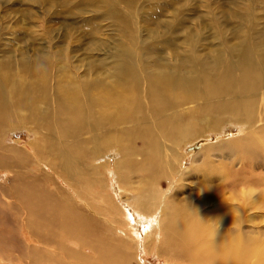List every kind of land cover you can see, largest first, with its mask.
<instances>
[{
    "label": "bare ground",
    "instance_id": "1",
    "mask_svg": "<svg viewBox=\"0 0 264 264\" xmlns=\"http://www.w3.org/2000/svg\"><path fill=\"white\" fill-rule=\"evenodd\" d=\"M46 1L62 5L61 0ZM136 1L119 0L129 16L135 13ZM107 3L67 0L65 6L84 15L85 10L97 12ZM189 8L181 16L173 14L171 24L160 22V27H154L159 11L150 12L151 19L145 21L150 27L143 35L134 28L131 32V19L123 17L120 26L125 33L112 52L103 36L85 37L87 43L81 48L85 57L77 61L71 56L79 50L74 44L65 52L40 40L33 53L18 50L20 57L10 53L14 50L7 43L0 49V152L10 154L0 156V171L13 183L0 186V208L6 205L11 214L22 204V212H28L24 234L18 239L26 242L25 252L31 255L26 264H142L138 241L158 215L153 239H148L149 233L145 237L147 251L188 264H242L246 253L256 251L259 264H264V244L236 241L233 246V237L221 238L222 228L206 225V205L191 204L183 191L189 180L208 179L209 168L219 167L217 146L251 155L257 151L256 136L264 143V22L256 19L250 6L232 14L235 22L224 28L219 27L224 18L213 14L210 26L203 33L195 30L188 41L184 31L174 29H183L192 19L187 16ZM36 23L40 27V21ZM88 23L93 24L91 19ZM209 29L212 34L206 35ZM74 38L67 40L71 43ZM53 43L54 39L49 44ZM40 56L50 60V70L38 65V77L28 76L24 60ZM133 83H139L143 93L132 92ZM28 100L30 108H26ZM227 126H239L244 133L200 147L187 167V153L179 150L184 151L189 142L222 135ZM22 128L34 139L24 145L16 139L3 146ZM112 155L117 156L114 164ZM263 155L260 151L251 160ZM53 170L66 178L77 196L95 198L89 197L84 206L74 196L72 202L73 194L59 186ZM114 176L122 200L135 211L131 219L136 215L138 223L148 224L137 234L111 194L109 179ZM130 189L136 193L127 198ZM220 221L231 225L233 216L226 214ZM6 225L1 217V231L8 229ZM2 237L7 239L4 233ZM101 255L107 262L101 261Z\"/></svg>",
    "mask_w": 264,
    "mask_h": 264
},
{
    "label": "rangeland",
    "instance_id": "2",
    "mask_svg": "<svg viewBox=\"0 0 264 264\" xmlns=\"http://www.w3.org/2000/svg\"><path fill=\"white\" fill-rule=\"evenodd\" d=\"M66 1L67 0H61L62 5L60 6L50 4L46 0H2V2H0V49H4L3 45L7 43L9 44V49L12 51L14 50L10 53H14L15 57H20L18 56V53H16L18 50L26 49L30 53H33L35 48L37 49L38 44L42 41L45 42V46L51 47L54 50L59 49L61 46V48H64L65 52H67V47H72L74 44L73 48L77 49L79 46V50L74 51L71 56L75 57L74 60L77 61L78 58L85 57V52L81 49L83 44L87 43L85 37L100 35L111 43H108L111 47L109 49L110 53L113 51L112 48L116 42L125 33L124 29L120 26V21L123 17L131 19V32L135 29L134 31L136 33L140 32L143 35L144 32L146 33V28L150 27V24L147 22V25L145 21L151 19L149 13L155 10L159 11L158 17H155L156 23L154 27H157L160 22L169 24L173 23V14L176 15L177 12L178 15L181 16L184 10L190 7V11L187 16L192 19L187 20V25L183 29H174L175 32L184 31V39L188 41L190 40V34H192L195 30L203 33L204 31L201 30H204L207 25L210 26L209 18L213 14H215L217 17L221 16L220 18L222 19L224 18L223 22L219 25V27L224 28L223 25L228 24L231 26L235 22L236 17L233 19L231 17L232 14L235 16L241 14L244 9H246V6L247 8L250 6L253 7L257 12L256 19L260 23L264 22V0H137L136 3L133 4L135 13L130 16L127 14V11L124 10L125 6H123L119 0H105L106 2L108 1V3L103 6L101 10L97 12L96 10L95 12L91 10H85L84 15L72 9V6L70 5L65 6ZM70 12H72L73 15H68ZM200 17H202V19ZM34 18L37 20L32 22ZM90 19L93 24L88 23L90 22ZM38 20L40 21V27L35 26ZM98 21L100 23L97 27L96 23ZM41 24H43V26H41ZM17 29H20L21 31L14 34ZM36 31L37 33H35ZM205 32H207L206 35L212 34L210 29ZM228 32H230L229 29H226V33ZM74 36L75 38L71 39V43H69L67 38L69 39ZM52 39H54V43L50 45L49 43H51ZM78 54L80 55L78 56ZM38 65L45 66L49 71L51 62L49 59L40 56L34 60L25 59L22 67L27 71L28 76L38 77ZM131 88H133L132 92L136 93L137 95L140 91L142 92V86L139 83H133ZM12 90V88L8 89L9 97H11ZM27 90L32 91V88H27ZM28 103L30 104V100H28ZM30 107L31 104L26 108ZM23 129L26 128H22L20 129L21 131L14 133L16 135H12L10 140L5 141L3 146L11 145L14 143L13 140L16 139L21 140L22 145L26 144L30 140H33L34 136ZM243 133L244 131L239 126H227L224 129L222 135H213L209 139H201L196 142H189L185 145V149H183L184 151H182V149L179 151L181 154L185 152L187 153L188 160L186 161V166L188 167L190 166L193 156L200 152V147L205 148L210 144L215 142L217 143L218 141L223 142L234 139ZM255 140L257 141V151L253 152L251 155L241 151L237 153H229L223 149V146H217L221 151H219V154L221 155H219V167L209 168L208 173L211 175V177L206 179L204 177L197 176V179L195 178L194 180H189L190 183H185L183 187V191L185 192L184 195H188L187 198L191 204H195L197 207H201L203 204L206 205L205 209L208 211L206 215V225L212 227L213 229L222 228L221 238L226 237V239H230V237H233V246H235L236 241H244L245 243L248 242L249 245L251 244L253 246L264 244V155L251 160L252 157L258 156L260 151L264 152V143H260L262 139L259 136H256ZM0 147L2 146L0 145ZM0 156H10V154L8 152H0ZM111 157L113 160L110 159V161H112L114 164V160H116L117 156L112 155ZM208 159H210V157H207L206 160L209 161ZM37 162L38 160L35 159V163ZM227 167L229 170L226 172ZM9 168L12 170L11 166ZM34 168V166L31 167V169ZM57 168L63 172L59 166H57ZM207 169L208 168H205V170ZM112 170H114L113 165L110 167L109 175L112 173ZM53 171L54 172H51V174H53L52 176L54 177L55 181L60 184L59 186L67 190L70 194H73L71 196L67 195L71 198V200L73 199L72 196H74L75 200L77 199L76 202H81V204L84 206L87 204L89 197L92 198L94 196H77L70 187V184L67 182L66 178L59 175L55 170ZM3 173L4 172L0 171V186L2 188H7L8 185L12 186V177H9V175L7 179ZM103 173L106 175L105 168L103 169ZM109 180L112 190L111 194L114 196L112 197L115 199L116 203L122 207L126 213V218L130 220L129 222L131 225L133 224L131 226L133 232L137 234L139 233L138 230H144V227L148 226L147 223H138V220L135 219H139V217L136 215L133 219H131V214L134 215L135 211L129 204L124 203L122 200L119 185L116 182V176L110 177ZM103 181L108 184L106 177L103 178ZM224 182H227L228 184H225ZM219 183L222 185L225 184V186L211 189H209V187L204 188L206 185H216ZM242 183L252 185L259 191L251 202L245 205H233L231 212L230 206L224 202L222 194L224 196H228L231 189L238 188ZM105 188L107 189V185ZM82 189L84 191L85 188L83 187ZM164 189L166 190L167 187L165 186ZM131 193H136V191L130 189L127 192V198L132 195ZM108 196L111 199V196ZM69 197L66 199L70 200ZM72 202H74V200H72ZM6 207L7 206L4 205L0 208V213H2L0 218H5L7 222L6 226L8 228H4L2 231L0 228V249H2V252H0V264H26V262L32 261L31 255L30 253L25 252L24 245L26 242L23 241V245V243L18 239L24 234L23 226L26 224L28 212H22L24 209L22 204L18 206V209H14L11 214L10 211L6 209ZM97 208L101 209V206L97 205ZM102 212H104L103 214L107 215L105 211L102 210ZM226 214L233 216V224L230 225L226 222L221 224L220 218H223ZM113 218L116 220L117 216L115 215ZM100 219L103 220V218ZM134 222L139 224L136 228L134 226ZM107 223L111 224L109 221ZM158 227L159 215L155 218L153 226L150 229L148 228L146 230L147 232L144 231V238L138 241L140 245L138 253L142 264H188L182 263V261L174 262L168 259L166 256L158 255L155 251L146 250L145 245L147 244L148 240L145 237L147 233H149L148 239H153L152 235L154 234L155 229ZM120 228L125 229L122 226H120ZM121 231L123 230H119V232ZM144 232L142 231V233ZM3 233L7 235V239L2 237ZM158 236V240L160 241L162 237L160 235ZM12 244L14 247L11 246ZM70 245L73 246L72 244ZM85 252L90 253L89 249H85ZM37 254H43V252L37 251ZM246 256L247 258L242 262V264H259L258 259L260 254L256 251H249L246 253ZM100 257L102 262H107L105 256L101 255ZM111 258L115 260L112 252ZM117 261H120L119 257Z\"/></svg>",
    "mask_w": 264,
    "mask_h": 264
},
{
    "label": "clouds",
    "instance_id": "3",
    "mask_svg": "<svg viewBox=\"0 0 264 264\" xmlns=\"http://www.w3.org/2000/svg\"><path fill=\"white\" fill-rule=\"evenodd\" d=\"M258 191L256 187L242 183L238 188L231 189L228 196L222 194V197L224 202L230 206L232 212L233 205H245L251 202Z\"/></svg>",
    "mask_w": 264,
    "mask_h": 264
}]
</instances>
